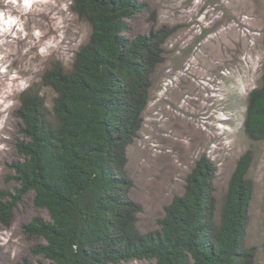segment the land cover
<instances>
[{
    "label": "trees",
    "instance_id": "16d2710c",
    "mask_svg": "<svg viewBox=\"0 0 264 264\" xmlns=\"http://www.w3.org/2000/svg\"><path fill=\"white\" fill-rule=\"evenodd\" d=\"M148 5L139 0H71L70 9L90 27L88 40L70 68L56 63L41 76V87L19 94L22 137L19 161L11 165L20 186L13 201L0 192V223L9 226L24 195L48 218L22 226L37 241L36 264H253L247 246L254 184L248 178L253 156L237 161L218 202L216 168L202 155L184 178L181 194L164 207L159 228H138L140 204L130 198L128 148L138 138L150 101L152 78L176 28L160 26L127 35V20ZM264 46V30L262 32ZM53 93L48 106L42 88ZM243 132L264 141V69L248 92ZM21 264H34L23 258Z\"/></svg>",
    "mask_w": 264,
    "mask_h": 264
},
{
    "label": "rangeland",
    "instance_id": "374dc122",
    "mask_svg": "<svg viewBox=\"0 0 264 264\" xmlns=\"http://www.w3.org/2000/svg\"><path fill=\"white\" fill-rule=\"evenodd\" d=\"M148 5L127 20L128 36L160 26L176 28L152 78L150 101L138 138L128 148L130 198L142 207L138 228H159L164 207L181 194L184 178L202 155L216 168L220 202L238 159L251 151L248 178L254 184L247 246L256 248L253 264H264V141L251 144L243 132L246 97L264 69V0H139ZM71 0H0V192L7 201L19 194L11 165L25 142L17 118L19 94L41 87L54 64L70 68L90 34L89 25L70 9ZM49 106L53 93L43 87ZM3 126H5L3 128ZM48 218L21 197L9 226L0 223V264H21L37 243L22 226ZM119 264H156L154 260Z\"/></svg>",
    "mask_w": 264,
    "mask_h": 264
},
{
    "label": "bare ground",
    "instance_id": "6f19581e",
    "mask_svg": "<svg viewBox=\"0 0 264 264\" xmlns=\"http://www.w3.org/2000/svg\"><path fill=\"white\" fill-rule=\"evenodd\" d=\"M1 63V62H0ZM2 107V104H0V108ZM1 113V112H0ZM5 126H3V128H4ZM1 131V130H0Z\"/></svg>",
    "mask_w": 264,
    "mask_h": 264
}]
</instances>
